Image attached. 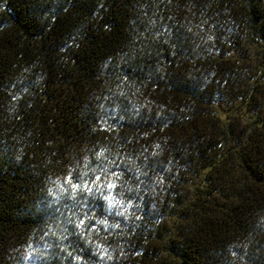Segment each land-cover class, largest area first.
Masks as SVG:
<instances>
[{"label": "trees", "instance_id": "obj_1", "mask_svg": "<svg viewBox=\"0 0 264 264\" xmlns=\"http://www.w3.org/2000/svg\"><path fill=\"white\" fill-rule=\"evenodd\" d=\"M0 264H264V0H0Z\"/></svg>", "mask_w": 264, "mask_h": 264}]
</instances>
